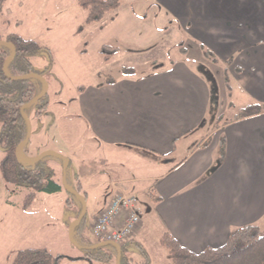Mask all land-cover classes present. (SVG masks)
Segmentation results:
<instances>
[{
  "label": "crops",
  "instance_id": "1",
  "mask_svg": "<svg viewBox=\"0 0 264 264\" xmlns=\"http://www.w3.org/2000/svg\"><path fill=\"white\" fill-rule=\"evenodd\" d=\"M120 7L121 1L115 11ZM151 8L157 31L179 32L196 65L188 63L180 44L182 59L144 76L121 74L78 88V117L104 153L102 162H112L113 154L154 159L143 181L149 183L144 192L153 212H143L131 241L143 247L151 235L158 233L159 243L169 233L199 254L222 247L239 228H264V0H153ZM141 15L146 14L133 10L124 17L134 25L147 20ZM110 23L118 24L116 18ZM251 106L262 111L234 120ZM222 107L234 115L214 127ZM123 185L112 180L113 194L92 221L114 195H135ZM130 254L127 247L130 258L143 261Z\"/></svg>",
  "mask_w": 264,
  "mask_h": 264
},
{
  "label": "rangeland",
  "instance_id": "2",
  "mask_svg": "<svg viewBox=\"0 0 264 264\" xmlns=\"http://www.w3.org/2000/svg\"><path fill=\"white\" fill-rule=\"evenodd\" d=\"M120 1L119 11L111 12L100 23L91 25L85 24L87 11L78 6L77 0H7L0 13V35L3 39L15 35L33 41L47 48L53 60L51 72L42 80L47 85L49 97L47 115L36 119L31 114L30 144L23 146L18 156L21 160L30 159L48 148L75 164L69 169V184L72 187L76 185L74 175H77L86 194L87 228L81 239L86 244L94 243L89 238V224L113 194L112 180L124 182L123 186L126 184L132 189L146 215L153 212L144 192L149 183L143 181L154 159L146 154H113L109 159L112 162H102L104 153L92 141L78 117L77 89L115 79L121 75L122 69L144 76L160 64L182 59L180 44L187 51L179 32L157 31L158 19H154L151 11L153 0ZM133 10L145 12L147 16L141 15L140 18L147 20L127 24L124 16ZM112 18H116L117 26L110 23ZM103 26H106L105 32L99 34ZM134 28L139 34L131 32ZM103 44L118 50L107 61L99 52ZM186 58L190 65L195 66L198 62L190 50ZM31 62L35 69L42 71L49 66V57L41 53L33 56ZM220 106L218 104L217 110L221 109ZM222 110L224 113L212 121L214 127L234 115L232 109L222 107ZM37 132L40 136L36 139ZM2 157L0 151V160ZM48 157V168L61 181L63 162L54 155ZM65 190L52 195L36 194L31 207L24 212L21 207L28 191L5 184L0 177V264H12L15 254L27 249L46 250L53 256H61V264H103L84 259L71 242L69 228L77 220L81 202L71 200ZM68 199L74 204L72 208L65 205ZM260 233L264 234V228ZM156 236L158 233L151 235L143 244L151 264H170L168 253ZM72 240L75 242L73 230ZM128 247L133 257L141 256L136 247Z\"/></svg>",
  "mask_w": 264,
  "mask_h": 264
},
{
  "label": "trees",
  "instance_id": "3",
  "mask_svg": "<svg viewBox=\"0 0 264 264\" xmlns=\"http://www.w3.org/2000/svg\"><path fill=\"white\" fill-rule=\"evenodd\" d=\"M7 0H0V13ZM78 6L87 11L86 25L101 22L104 17L117 10L120 0H77ZM0 42L6 45L0 46V151L3 154L0 160V177L5 184L25 189L28 191L22 204V211L27 212L35 200L36 194H57L64 191L61 181L56 179L55 174L48 168V156L29 165L25 160H20L16 156L17 147L24 142L27 136V122L25 116L30 119L31 114L36 119L47 115L49 97L46 93L32 107H26L43 90L44 76L51 72L53 60L47 48L39 46L33 41L24 40L15 35H8L4 39L0 35ZM15 55L8 62L12 54ZM104 60H109V56L118 50L104 45L101 47ZM182 52H184L182 50ZM45 53L49 57V66L39 71L31 63V58L38 54ZM7 65L5 67V64ZM6 71V72H5ZM122 75L133 76L134 71L122 69ZM23 110V114L20 109ZM262 109L258 106H251L241 110L234 120H239L259 114ZM30 144V141L28 145ZM224 142H220V160L223 157ZM38 155L32 157L35 158ZM60 161V160H59ZM63 162V161H61ZM64 165V162H63ZM66 171V184L70 186L78 196L86 199L82 187L77 183L74 187L69 184V169ZM74 175V180H77ZM69 198L78 199V196L66 191ZM67 200L65 205L73 207V202ZM155 200V199H154ZM82 213L80 206L76 219ZM86 211L82 221L73 229L74 240L78 246L92 247L100 243L86 244L81 239L86 231ZM160 246L168 253L170 264H264V234L255 226L239 228L231 233L227 242L216 249H206L194 254L181 247L178 242L169 234L165 233L159 240ZM133 245L143 257L142 262H136L127 255V247ZM82 257L90 262L103 264H115L117 250L112 246H101L99 248L82 251L78 249ZM61 256H53L46 250L27 249L15 254L12 264H61ZM119 264H151L149 257L143 247L137 243L129 241L120 245Z\"/></svg>",
  "mask_w": 264,
  "mask_h": 264
},
{
  "label": "built area",
  "instance_id": "4",
  "mask_svg": "<svg viewBox=\"0 0 264 264\" xmlns=\"http://www.w3.org/2000/svg\"><path fill=\"white\" fill-rule=\"evenodd\" d=\"M143 209L136 195L118 193L90 224L95 242L122 245L131 241L138 228Z\"/></svg>",
  "mask_w": 264,
  "mask_h": 264
},
{
  "label": "water",
  "instance_id": "5",
  "mask_svg": "<svg viewBox=\"0 0 264 264\" xmlns=\"http://www.w3.org/2000/svg\"><path fill=\"white\" fill-rule=\"evenodd\" d=\"M3 45H6V43H5V42H0V46H3ZM14 55H15V51H14V49L12 48V54H11L10 57L8 58L7 62H8L10 59H12V58L14 57ZM7 62H6V64H5V67H6V65H7ZM5 72H6V71H5ZM41 81H42V80H41ZM42 82H43V81H42ZM46 93H47V85L45 84V82H43V90H42L41 94H40L37 98H35L30 104H28L26 107H28V108L32 107V106H33V105H34V104H35L40 98H42ZM26 107L24 106V107H22V108L20 109L22 115H24V114H23V110H24ZM25 118H26V122H27V136H26V139L24 140V142H23L22 144H20V145L17 147V149H16V156H17L18 158H19L18 154H19L20 149H21L23 146H25L26 144H28L29 141H30V138H31V126H30V121H29V119H28L26 116H25ZM48 155H54V156L56 157V159H58V160L64 162V165H63V167H62V173H63V174H62V180H61V183H62L64 189H67L68 192L72 193V194L75 195V196H78V194H77L72 188H69V187L67 186V184H66V171H67V168H68V165H69V160H68V159H66V158H64V157H62V156H60V155H58V154H55V153L52 152V151H49V152H44V153L38 155V156L35 157V158L26 159L25 161H26L29 165H32L33 163H35V162H37V161L43 159L44 157H46V156H48ZM20 160H21V159H20ZM77 198H78V200L81 202L82 213L80 214V216L78 217V219H77L73 224L70 225V228H69V236H70L71 242L73 243V245H74L77 249H80V250H82V251H88V250H90V249L99 248V247H101V246H112V247H114V248L117 250V258H116V263H115V264H119V259H120V246H118V245H109V244H107V243H100V244L97 245V246H92V247L89 248V247H81V246H78V245L76 244V242H74V241L72 240V230H73V228H74L76 225H78V224L82 221L83 216H84V212L86 211L85 200H84L82 197H80V196H78Z\"/></svg>",
  "mask_w": 264,
  "mask_h": 264
}]
</instances>
